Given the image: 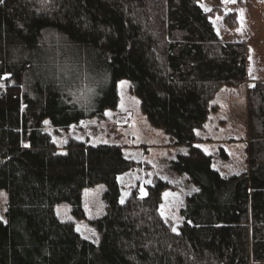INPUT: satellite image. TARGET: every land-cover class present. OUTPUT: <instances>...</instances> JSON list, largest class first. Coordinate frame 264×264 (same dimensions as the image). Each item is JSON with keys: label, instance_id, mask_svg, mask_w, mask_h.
Returning a JSON list of instances; mask_svg holds the SVG:
<instances>
[{"label": "trees", "instance_id": "trees-1", "mask_svg": "<svg viewBox=\"0 0 264 264\" xmlns=\"http://www.w3.org/2000/svg\"><path fill=\"white\" fill-rule=\"evenodd\" d=\"M214 11L199 0L0 3V76L10 73L15 83L0 95V190L7 197L0 264H264V83L246 90L247 171L223 175L193 145L221 88L247 81L245 43L222 40ZM233 16L224 22L236 25ZM54 64L107 76L94 112L71 102ZM122 79L132 82L149 122L188 147L169 162L197 187L180 209L178 232L159 214L165 183L119 201L117 177L135 166L121 148L70 141L58 151L42 129L45 120L65 129L115 107ZM95 185L102 205L87 215L83 191ZM60 205L88 219L97 245L56 215Z\"/></svg>", "mask_w": 264, "mask_h": 264}, {"label": "rangeland", "instance_id": "rangeland-1", "mask_svg": "<svg viewBox=\"0 0 264 264\" xmlns=\"http://www.w3.org/2000/svg\"><path fill=\"white\" fill-rule=\"evenodd\" d=\"M199 4L207 11L214 8L211 22L222 40L245 43L247 81L243 88H221L220 96L219 93L216 96L218 107L198 131L199 139L193 145L200 147L211 157L212 166L221 174H239L248 170L246 90L253 83H264V0H235L234 3L231 0H221L219 4L213 0H199ZM227 14H234L236 25L224 22ZM62 50L72 58L78 57V53H71V49L67 50L62 46ZM75 67L76 69H70L64 64H54L55 78L63 83L61 86L71 102L79 109L92 113L109 80L94 69L90 73L81 74L77 69L80 67ZM84 70L86 69H82ZM2 82L5 86L0 87V95L6 86L15 84L11 79ZM69 84L72 86L67 89ZM116 92L115 107L106 108L100 114L94 113L65 129L55 128L49 120H45L48 123L44 121L42 129L50 136L58 151H64L70 141L81 142L90 147L105 145L121 148L124 157L133 161L135 166L117 177L120 186L119 201L123 202L135 188L144 197L147 186L165 183L166 187L161 192L159 214L172 231L178 232L182 224L180 209L185 204L186 197L197 190V187L185 175L171 171L169 162L179 154H186L188 147L175 145L168 134L149 122L141 110V101L134 94L130 80L117 81ZM83 199L87 215L99 210L102 205L101 187H86ZM6 202V193L0 190L2 221L6 220ZM56 215L61 220L73 222L75 231L85 240L96 245L99 243V234L88 219L77 218L69 206H58Z\"/></svg>", "mask_w": 264, "mask_h": 264}, {"label": "snow or ice", "instance_id": "snow-or-ice-1", "mask_svg": "<svg viewBox=\"0 0 264 264\" xmlns=\"http://www.w3.org/2000/svg\"><path fill=\"white\" fill-rule=\"evenodd\" d=\"M225 2H228V0H225ZM231 2H235V0H231ZM0 3H3V0H0ZM206 11L208 9H205ZM11 74L10 73H4L3 76H0V87H4V83L2 81H7L9 78H10ZM122 84L123 83H126V82H121ZM45 123H48L47 121H45ZM165 195H168L167 193Z\"/></svg>", "mask_w": 264, "mask_h": 264}]
</instances>
